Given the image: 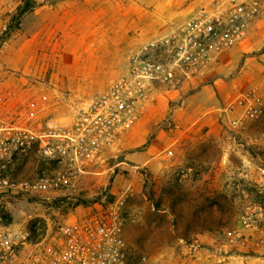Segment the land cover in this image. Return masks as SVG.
<instances>
[{
	"label": "rangeland",
	"instance_id": "1",
	"mask_svg": "<svg viewBox=\"0 0 264 264\" xmlns=\"http://www.w3.org/2000/svg\"><path fill=\"white\" fill-rule=\"evenodd\" d=\"M24 1L0 0V35ZM36 1V8L24 15L20 28L0 48V73L7 87L0 116L18 124L47 117L72 123L82 107L128 71L135 57L144 53L166 55L168 48L153 47L152 43L170 37L180 23L221 0ZM263 12L264 5L258 15L263 17L259 31H264ZM251 24L244 41L249 38ZM263 34L257 45L264 39ZM262 45L247 55L262 53ZM186 85L180 83L176 89L158 96L166 115L159 128L150 132L148 142L156 130L169 132L178 128L173 115L179 99L196 89ZM252 85L264 89V83ZM137 125L128 133L135 131ZM188 127L179 129L206 131ZM222 131L226 133L225 150H218L227 190L218 195L205 188L207 180L203 181L199 168L206 157L213 162L217 151L210 146L194 147L193 141L170 147V156L169 147L165 146L147 165L133 168V173L117 166L97 176L101 184L89 182L78 195L0 194V229L10 227L29 234L16 264H43L45 237L51 236L59 223L79 211L85 212V206L93 203L77 205V201H112L117 195L110 192V186L119 180L121 189L129 183L134 189L128 204L134 199L135 206L128 209L130 218L125 231L129 264H137L143 255L147 256L146 264H264V254L253 249L258 248L257 237L264 231V116L249 122L242 134L236 135L225 122ZM144 146H134L132 151ZM123 157L124 154L117 156L111 165ZM38 166L53 168L54 164H38L36 153L32 152L18 168L31 172ZM243 166L253 167L258 175V182L245 198L240 183L243 175L238 173ZM230 183H238L241 188L227 187ZM7 215L11 217L9 223ZM245 220L248 225L242 223ZM231 228L242 231L238 243L247 242L224 248V233ZM250 229L256 234L254 240L253 236L246 238Z\"/></svg>",
	"mask_w": 264,
	"mask_h": 264
},
{
	"label": "built area",
	"instance_id": "2",
	"mask_svg": "<svg viewBox=\"0 0 264 264\" xmlns=\"http://www.w3.org/2000/svg\"><path fill=\"white\" fill-rule=\"evenodd\" d=\"M263 5L264 0H221L196 12L170 37L152 43L153 47L168 48L166 55L135 57L128 71L82 107L70 124L56 117L18 124L0 116V194H80L82 177L100 173L109 151L138 124L157 97L242 43ZM6 92L0 73V104L5 102ZM220 112L234 132H242L249 122L264 116V89L252 85L241 90ZM32 152L38 164L53 163V168L19 170L18 165ZM172 154L169 148L167 155ZM133 190L129 183L114 200L95 201L85 212L59 223L42 241L43 264H129L125 231ZM242 223L249 224L247 220ZM224 235L225 246H234L242 231L231 228ZM28 236L10 227L0 229V264H16ZM256 245L264 253V231ZM146 263L143 255L137 264Z\"/></svg>",
	"mask_w": 264,
	"mask_h": 264
},
{
	"label": "crops",
	"instance_id": "3",
	"mask_svg": "<svg viewBox=\"0 0 264 264\" xmlns=\"http://www.w3.org/2000/svg\"><path fill=\"white\" fill-rule=\"evenodd\" d=\"M255 18L251 24L249 38L246 41L224 52L216 61L212 62L201 72L193 75L189 80H186L188 82H184L187 83L186 86H192V88L196 89L191 95L180 97L178 108L175 109L173 115L179 123L175 131L170 130L166 132L163 128L156 130V135L148 142L150 132L154 131L157 127L159 128V123L166 115L163 103L161 104L157 97V100L141 119L135 131L125 133L118 144L109 151L108 162L100 168V173L92 172L85 174L81 179V186L88 185L89 182H95L94 185L99 184L101 180L97 176L106 174L117 166H121L133 173L135 172L133 168L139 169L147 165L155 158L156 153L162 151L165 146L170 148L175 144L183 145L189 141H193L192 145L194 147L210 146L209 149L217 151L213 162H210V159L206 157L199 164V168L203 181L207 180L205 188H210L217 195L225 192L227 188L225 187L224 179L221 177L224 166L223 160L219 161L218 150L220 147V153H224L226 138V133L222 131L225 121L220 112V109H222L221 105L228 98V101L231 100L241 90L252 84L264 83V51L260 54L247 55L250 52L252 53L253 50H258L264 43L263 39L260 42L261 45H257L259 37L264 33L263 30L259 31L263 17L261 15ZM176 91L178 92L177 95H180L179 89ZM179 127H188L187 129L206 128V131L189 132L181 130ZM243 132L235 134L238 135ZM196 140L201 141L200 143H196ZM142 145L146 146L139 151H132L134 146ZM121 154H124L123 159L111 165L114 158ZM238 173L243 175L240 183L242 184V192L245 198L246 196H250L248 192L250 187L258 182V175L255 174V169L251 166L239 168ZM120 182L119 180L111 183L110 192L112 194L118 195L120 193L122 190ZM102 184L105 186L107 182L104 181ZM227 187L237 189L240 187V184L234 183L232 185L230 183ZM134 206V199H131L127 205V209L133 210ZM80 207L78 206L76 209L79 210ZM85 207L86 209L88 208L87 206ZM79 212L82 213L83 211ZM255 235L254 231L250 229L247 231L246 238L248 239L250 236H253L254 240ZM246 242L247 240L239 241L236 245H243ZM223 246L226 248L225 245ZM253 249L264 254L259 248L255 247Z\"/></svg>",
	"mask_w": 264,
	"mask_h": 264
},
{
	"label": "trees",
	"instance_id": "4",
	"mask_svg": "<svg viewBox=\"0 0 264 264\" xmlns=\"http://www.w3.org/2000/svg\"><path fill=\"white\" fill-rule=\"evenodd\" d=\"M38 5L36 0H25L19 7L17 8V11L11 16L6 29L3 31V33L0 35V48L2 44L12 35L14 31L20 28L21 21L25 14L28 12L34 10L36 6ZM93 201H77V205L80 204H88L89 202H95ZM8 219V223L11 222V217L9 215L6 216Z\"/></svg>",
	"mask_w": 264,
	"mask_h": 264
}]
</instances>
